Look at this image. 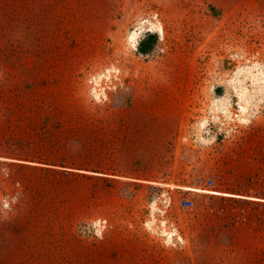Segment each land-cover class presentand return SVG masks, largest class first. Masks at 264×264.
Wrapping results in <instances>:
<instances>
[{
    "label": "rangeland",
    "instance_id": "374dc122",
    "mask_svg": "<svg viewBox=\"0 0 264 264\" xmlns=\"http://www.w3.org/2000/svg\"><path fill=\"white\" fill-rule=\"evenodd\" d=\"M105 4L106 30L101 23L98 29L97 21L89 25L90 57L78 78L81 102L91 116L122 115L127 126L137 123L139 137L123 136L113 144L75 134L66 124L70 113L57 111L53 91L34 95L24 87L46 79L26 72V77L19 76L13 54L20 36L0 26V224L16 217L46 221L58 198L93 196L95 184L101 185V194L107 190L104 187L115 186L125 197L120 210L79 217L73 224L79 235L100 238L111 229L135 230L150 235L154 244L183 248L189 243L187 227L173 204L182 195L177 185H193L221 192L195 194L191 211L202 213L203 241L214 238L213 233L231 239L237 230L264 235V120L258 113L264 105L263 17L242 9L221 16L206 9L204 0H106ZM258 8H264V1L251 0L249 13ZM65 18L61 10L40 15L30 40L34 45L47 44L48 52L54 53L64 41L77 39L73 29L59 28L58 22ZM97 77L105 86L100 99L90 91L91 78ZM168 82L180 83L179 92L177 87H159ZM179 103L184 105L183 117L171 124L157 119L169 130L155 134L158 142L153 143L144 125L156 114L146 110ZM135 155L139 159L134 160ZM133 166L141 170L137 187H148L143 185L146 179L158 182L150 184L153 189L148 192L139 189L136 199L141 202L136 207L129 203L130 189L123 183L87 181L72 172L77 167H101L124 174ZM98 217L108 219L102 233L78 231L81 221Z\"/></svg>",
    "mask_w": 264,
    "mask_h": 264
},
{
    "label": "crops",
    "instance_id": "0c3cea01",
    "mask_svg": "<svg viewBox=\"0 0 264 264\" xmlns=\"http://www.w3.org/2000/svg\"><path fill=\"white\" fill-rule=\"evenodd\" d=\"M1 1L3 3L0 26L3 30L17 34V37L20 36L21 44L16 45L17 51L13 54L16 59L14 61L18 64L19 76L26 77L25 74L28 73L27 76H32V78L41 77V81L46 79V84L43 81L42 83L25 84L26 89L34 91V95L46 93L45 91L39 92V90L53 91L57 97L55 102L57 111L70 113L72 117L66 123L67 127L76 130L75 134L80 133L90 141L116 144L122 141L123 136L126 139L139 137L136 129L141 126L137 123L132 121L131 125L127 126L128 121L122 119V115H117L114 119H100L91 116L88 114L89 110L81 102L78 78L80 68L88 62L90 57L88 33L91 30L89 25L90 22L97 21V28H100L101 23V29L106 30V25H104L106 0ZM204 2L206 9H212L221 16L226 13L234 14L240 9L248 15L262 16L261 26L264 29V8H258L256 13L250 14L251 0H204ZM57 10L66 13V18L58 22L59 28L65 30L67 26L68 30L73 29L79 35L77 39L64 41L56 52L49 53L47 44L34 45L30 40L33 36H29V33L37 31L35 25L40 15L47 16ZM84 33L87 35L85 36ZM159 87L162 90L177 87L179 92L180 83L177 85L169 82L161 83ZM177 105V107L164 105L156 107L155 110H146L148 113L156 114L155 118L148 120L144 125L150 133L147 137L152 139L153 143L158 142L155 134L169 130V126H164L163 121L157 119L167 120L171 124V122H179L183 117L184 105L180 103ZM127 128L135 129V133L128 132ZM133 142L138 141L134 139ZM133 159H139L138 155H135ZM72 172L87 181L123 183L130 189L129 203L133 207L141 202L136 199L139 189L148 192L153 189L150 184L158 183L155 180L146 179L143 185L148 187H137L141 184L139 181L141 170L135 166L124 174H117L101 167H77L72 168ZM162 184H168V182ZM177 186L176 188L182 195L177 199L176 204H173V209L178 219L187 227L185 234L189 240L188 248L186 245L181 248L180 245V248L171 250L161 243L154 244L150 235L135 230L111 229L100 238H87L79 235L73 227L75 220L79 217L84 218L102 213L117 214L124 204L125 197L120 193V187H104L107 190L101 194V185L95 184L96 190L93 196L85 195L82 199L58 198L54 202L51 216L46 221L30 216V218L16 217L2 221L0 224V264H264L263 234L249 235V232L243 233V230H237L235 233L237 235L231 239L218 238L217 235L215 236L217 233H213L214 238L203 241L201 236L204 232L199 226L202 213L191 210L195 208L197 192L211 194L212 190L197 186L190 188ZM161 190L169 189L161 187ZM237 197L241 196H232V198ZM183 198L190 199L192 205L190 207L181 206L180 201ZM42 226L45 229L50 226L52 229L48 232L42 231Z\"/></svg>",
    "mask_w": 264,
    "mask_h": 264
},
{
    "label": "built area",
    "instance_id": "2783aa9c",
    "mask_svg": "<svg viewBox=\"0 0 264 264\" xmlns=\"http://www.w3.org/2000/svg\"><path fill=\"white\" fill-rule=\"evenodd\" d=\"M138 28H139V23L135 24L132 29L136 30ZM106 76H108V74H106ZM109 77H110V75H109ZM91 82L92 83H91L90 91H91L92 97L95 99H100L102 97V94L105 93V86L102 87L99 84L100 83L99 78L97 80L95 79L94 81L91 78ZM258 113H260V115L262 116V119L264 120V105L259 107ZM208 182H210V180H208ZM180 205L183 207H190L192 205V201L190 199H184L183 198L180 201ZM107 220L108 219L105 217L86 219V220H83L79 223L77 229L80 233H83V234H92L93 233V234L97 235V234H100L104 230L107 229V227H108Z\"/></svg>",
    "mask_w": 264,
    "mask_h": 264
},
{
    "label": "bare ground",
    "instance_id": "6f19581e",
    "mask_svg": "<svg viewBox=\"0 0 264 264\" xmlns=\"http://www.w3.org/2000/svg\"><path fill=\"white\" fill-rule=\"evenodd\" d=\"M133 36V35H132ZM248 68V67H247ZM252 69V68H251ZM257 69V68H256ZM247 70V69H246ZM252 73V72H251ZM261 74H262V72H261ZM254 75V74H253ZM258 75H260V74H258ZM264 75V74H263ZM240 77V76H239ZM238 77V78H239ZM248 77V76H247ZM249 78V77H248ZM260 78V77H259ZM255 81V80H254ZM251 83V82H250ZM260 84V83H259ZM245 86V85H244ZM252 86H253V84H252ZM235 87H236V85H235ZM242 87H243V85H242ZM246 87V86H245ZM261 87V86H260ZM244 89V88H243ZM249 89V88H248ZM250 90V89H249ZM257 90H259V89H257ZM239 91H240V89H239ZM255 91H256V89H255ZM251 92H253V91H251ZM256 92H258V91H256ZM255 92V93H256ZM260 92V91H259ZM224 96H226V95H224ZM222 97V96H221ZM218 101V100H217ZM244 105H245V103H244ZM244 107V106H243ZM241 108H242V106H241ZM244 109V108H243ZM246 109V108H245ZM155 116V115H154ZM158 116V115H157ZM162 116V115H161ZM156 117V116H155ZM164 117V116H163ZM191 186H185V188H190ZM195 187V186H194ZM212 193H221L220 191H216V190H212L211 191ZM225 193H227V192H225Z\"/></svg>",
    "mask_w": 264,
    "mask_h": 264
},
{
    "label": "trees",
    "instance_id": "16d2710c",
    "mask_svg": "<svg viewBox=\"0 0 264 264\" xmlns=\"http://www.w3.org/2000/svg\"><path fill=\"white\" fill-rule=\"evenodd\" d=\"M146 49H147V46H144V47H143V50H146Z\"/></svg>",
    "mask_w": 264,
    "mask_h": 264
}]
</instances>
